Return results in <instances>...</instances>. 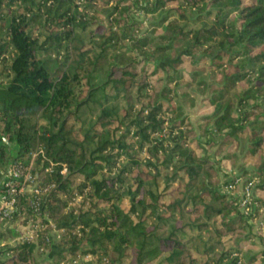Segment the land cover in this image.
<instances>
[{"label":"trees","instance_id":"16d2710c","mask_svg":"<svg viewBox=\"0 0 264 264\" xmlns=\"http://www.w3.org/2000/svg\"><path fill=\"white\" fill-rule=\"evenodd\" d=\"M186 8L206 10L212 21L188 28ZM138 11L149 16L143 31ZM2 33L0 62L12 78L0 82V177L12 143L22 158L43 150L35 172L50 188L38 211H23L43 223L38 245L57 246L48 264H87V254L94 264H124L130 247L132 264L160 256L167 264H258L264 251L250 253L253 226L220 185L231 169L255 176L264 210V0H0ZM207 88L212 113L195 125L185 107ZM97 95L121 96V116L116 105H100L77 138L69 119ZM38 114L47 126L37 127ZM122 154L128 162L117 174L101 173ZM48 160L54 165L45 171ZM130 177L136 186L126 188L132 204L124 212L114 200ZM84 188L90 200L76 202ZM189 205L219 223L200 251L183 238ZM44 215L63 228L57 242L44 240L51 227ZM163 225L168 233L157 234ZM34 247L20 244L2 263L36 264Z\"/></svg>","mask_w":264,"mask_h":264},{"label":"rangeland","instance_id":"374dc122","mask_svg":"<svg viewBox=\"0 0 264 264\" xmlns=\"http://www.w3.org/2000/svg\"><path fill=\"white\" fill-rule=\"evenodd\" d=\"M171 5H174L173 3ZM206 10L204 11H198L197 9L193 8H186V14H187V18L186 20H182L181 22L184 23L188 28H199L201 25L206 24V23H210L212 21V15H206ZM136 16L138 17L139 20H144V26L142 27V31L144 30L143 28L147 26L148 22L150 21L148 18L149 16H144L142 11H138L136 13ZM154 18L157 19V16H155ZM153 19V20H156ZM30 31V29L28 30ZM41 32H44V30L42 28H40ZM2 36V37H1ZM0 37V43L2 42V40H8V36L6 34L1 35ZM5 55V54H4ZM9 55V54H8ZM163 65V63H162ZM54 76H58L59 74H53ZM12 78V74H6V71L3 70V64L0 62V82L1 83H7L10 79ZM82 91V93H81ZM75 92L76 94H84L85 91L83 89H81L79 86L75 88ZM108 94L113 95L115 94L114 91L112 89H107ZM211 93L209 92L208 88L200 93L197 92L194 97V102L193 105H187L185 107V113L189 116L191 122L193 124L196 125L198 119L200 118V116L202 114H210L212 113V106H207L205 99L208 100V98L211 97ZM111 105L114 104L116 105L115 108L117 110L118 116L120 118L121 116V111L120 108L125 106V101L122 99L121 96H118L116 99H111L109 98L107 101L102 98L101 95H97L95 97V102H90L87 105H83L79 108V110L77 111V117L78 120L74 121V119L70 118L69 122L74 124V126L76 127L77 132H76V136L77 138H81L82 137V133L79 130V128L81 127H87L90 126L93 121L96 119L98 113H99V106L100 105ZM75 122V123H73ZM36 124L37 127H43V126H47L48 121L46 118H44L43 116H41L40 114H38L36 116ZM38 149V148H37ZM36 149V150H37ZM36 150L33 152V155L31 156H26L24 158H22V156H18V152L16 150V146L14 145V143H12L11 145V159L8 161L7 166L13 162L16 159H22L26 162L29 163V167H32V170H35L36 168L40 167L39 165H36V155L35 152ZM17 156V157H16ZM137 158L141 159V154H137L136 155ZM128 162V158H126V156L124 154L120 155L119 159L116 160V164L114 166V168L112 169L111 172H107L106 169H103L101 171V173H105L107 174V176H114L115 174L118 173V171L120 170V168L122 166H124L125 164H127ZM248 169H252L250 166L246 167ZM6 170V167L3 169L2 173ZM220 177L223 178V173L220 174ZM2 178V174L0 179ZM79 179L78 178H74L72 183L70 184L71 188L77 187L79 185ZM260 183V180H258L256 178V184ZM136 183L133 181V179L130 177L129 179L126 180V182L124 183V185L122 187H120L119 189V197L117 199L114 200V202L124 211V212H129L130 208H131V195L126 192V188L127 187H131L132 189H135ZM162 185H160V188L158 189L159 191L162 190ZM87 188H84V192L83 194H81L79 191L76 190V192L74 193V200L76 202H79L82 197H87L89 200L90 198L88 197L87 194ZM230 197V196H228ZM137 198V197H136ZM232 198V197H230ZM165 199V198H164ZM166 200V199H165ZM94 202V201H93ZM111 201L109 202H100L99 203V207H106L108 204H110ZM194 209L192 210V212H189V210L191 209V206L189 205L187 208L184 209L183 212V218L180 220V224H192L188 225L187 227L184 228L185 234L183 236L185 242L192 248V250L194 251H200L203 249L204 243L210 238V240H213L214 238V229L218 227V221L215 219H211L209 221L205 220L204 217H202V213H201V206L200 205H196L193 207ZM135 219V218H134ZM206 223L207 224V229L205 230L204 228H198L197 226L200 224ZM169 229L166 225L160 226L159 229H157V234L159 235H166L168 233ZM248 232L251 235V254H254L256 252H262L264 251V232L260 229H258V227L253 226L252 229H249ZM227 238L224 239V246H226L227 248H230L231 246V242L226 240ZM249 242V243H250ZM56 251L54 250V252L50 253V250L47 249V252L43 253V254H34V258L36 261V264H48L50 263V260L52 259V255L55 253ZM133 250L130 247L128 249V255L124 260V264H132L133 260H134V254H133ZM234 255L239 254V253H233ZM91 260L87 261V264H94L90 262ZM151 264H167L164 261V257L160 256L159 258H157L156 260H154ZM258 264H264V254L260 257Z\"/></svg>","mask_w":264,"mask_h":264},{"label":"built area","instance_id":"2783aa9c","mask_svg":"<svg viewBox=\"0 0 264 264\" xmlns=\"http://www.w3.org/2000/svg\"><path fill=\"white\" fill-rule=\"evenodd\" d=\"M39 154L42 156L40 158L41 167L46 157L43 150L38 148L35 152L36 160ZM48 162L49 166L46 167L45 171L52 170L54 165L52 161L48 160ZM28 165V162L22 163L14 160L6 166V170L0 179V264H4L2 261L14 255L16 247L26 242L35 244L34 254L47 252V249L37 243L39 232L43 230V223L26 215L23 207L27 205L33 212L38 211L42 197L49 191L50 185L42 184L38 173ZM65 170L66 167L62 165L61 172ZM255 183V176L246 178L242 176L239 170L231 169L221 183L220 191L235 200L239 211L249 224L264 232V210L259 208L254 192ZM26 194H31L32 197L25 203L23 198ZM44 217L48 219L47 215ZM47 223L51 227L43 234L44 240L57 242L61 237L63 228L58 227L50 219ZM78 231L79 226H76L75 232ZM82 259L89 261L91 256L87 254ZM71 264H78L77 259L73 260Z\"/></svg>","mask_w":264,"mask_h":264},{"label":"crops","instance_id":"0c3cea01","mask_svg":"<svg viewBox=\"0 0 264 264\" xmlns=\"http://www.w3.org/2000/svg\"><path fill=\"white\" fill-rule=\"evenodd\" d=\"M56 247H57L56 245H53V246L51 247V249H50V253H51V252H54V250L56 251ZM52 256H53V255H52ZM51 258H52V257H51ZM50 261H51V260H50Z\"/></svg>","mask_w":264,"mask_h":264}]
</instances>
